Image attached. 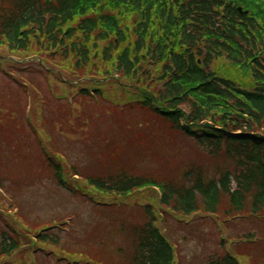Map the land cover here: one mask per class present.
<instances>
[{
    "label": "trees",
    "instance_id": "trees-1",
    "mask_svg": "<svg viewBox=\"0 0 264 264\" xmlns=\"http://www.w3.org/2000/svg\"><path fill=\"white\" fill-rule=\"evenodd\" d=\"M0 50V164L11 152L32 165L35 151L39 175L26 188L32 199L42 205L35 191L48 183L49 193L96 217L74 216L81 233L57 231L55 218L36 216L0 176L23 223L0 209V264H30L31 256L43 264L37 252L50 255L62 242L70 257L91 264H173L161 215L180 223L186 244L193 228L185 220L247 218L261 225L259 235L238 236L234 255L219 237L208 255L209 240L199 239L190 264L264 263V0H0ZM29 95L37 109L47 106L50 133L88 155L73 157L70 146L63 163L30 146ZM93 147L102 154L94 158L99 168L84 160ZM102 226L122 235L119 261L97 248L111 241H88Z\"/></svg>",
    "mask_w": 264,
    "mask_h": 264
},
{
    "label": "rangeland",
    "instance_id": "rangeland-1",
    "mask_svg": "<svg viewBox=\"0 0 264 264\" xmlns=\"http://www.w3.org/2000/svg\"><path fill=\"white\" fill-rule=\"evenodd\" d=\"M1 53H2V51L0 50V58L2 57ZM17 59H19V58H17ZM22 76L24 78H26L28 76V74L25 73ZM36 76L40 78V79L38 78V81L40 82L39 86L41 85L40 90L43 93V95L46 96L47 90H50L47 88L48 83L45 81V79L41 75H36ZM4 82H5V77L2 74H0V87L4 86ZM41 83L43 84L44 87L42 86ZM51 89H53V88H51ZM49 94H50V92H49ZM47 96H49V95L47 94ZM28 97H30V95ZM65 101H64V103H65ZM24 103H25V100L23 99L22 104L24 105ZM25 111H26V118L29 122V124H26L28 139L30 137L29 134L31 133L33 140H34L33 142L31 141V139L29 140L31 143L30 144L31 147H32L33 143L35 142L37 144L38 148L40 150L42 149V152H43V149L46 150L50 154H54L53 152H56L61 157L63 156V157H66L67 159L69 158L70 154H68L66 152V149H69L70 146H71L70 148L72 149L71 155L73 157L78 155V154L83 155V156L88 155V154L85 155L83 153L84 147L81 146L80 143L73 141V142H75V145L72 146L73 144H70V140H67L66 137H64L63 135H60L59 132H57L56 135H54V133H50V128L47 127L46 124L44 123L46 118H48V112H47L48 108L46 105L44 106V108H42L39 111L31 103V101L27 100ZM33 131L35 134L33 133ZM18 137L20 139H22L19 134H17L16 138L18 139ZM76 138H79V137L76 136ZM90 144H92V143H90ZM173 150H182V149L173 148ZM5 153H6V151H5ZM91 153H97V150L94 149V147H93ZM29 154L32 157H29L27 159H28V161H31L33 163L32 165L29 162L20 163L17 160H15L13 157L11 158V156L13 155V153H11V152H7L5 158H4V154H3L2 165L0 164V176L4 177V181L6 182L5 186L11 187L10 185L15 184V186L19 190L18 192H21V194L24 196V199L26 201H28L30 204L34 205V209H33L34 214L36 216L39 215L44 222H49L53 217L62 218V219L66 220L64 222L65 226H69L70 229L74 231V233L77 231L79 233H81L82 230L78 226V223H76V219L74 218V215H77V214L83 215V213H84V215H83L84 221L93 223V221H95L94 218H96V217L92 214L89 206L85 205L86 207L80 208V207H78L79 205L70 203L68 201L67 196L65 197L64 194H62V195L50 194L49 190H55V188L53 185L50 186L48 183H47L48 190L45 191V187L40 185L38 188H36L37 190L35 191V195L39 193V195L41 196V198L43 200L42 205H38L37 202L32 199L34 197L26 188L29 186V184H32L35 181L36 176L39 175V173H38L39 168L36 167V165H37V162H36L37 154H36V152L35 151H33L32 153L29 152ZM170 154L173 156L174 151L171 150ZM81 159H84V158H81ZM84 160L92 162L93 157L90 155V157H88V159H84ZM7 161H10V164L8 166H6ZM4 191L7 194V196L9 197V199H11L12 202L14 203L15 200L12 196V193L10 194L8 192L9 191L8 188H6V190H4ZM57 196H60V198H58ZM15 205L18 206L17 203ZM29 208L31 209V207H29ZM110 216L115 217V215L112 213H110ZM103 217H104V215H103ZM196 219L197 218L194 219L196 224H194V225L191 224L190 226H188V228L189 227L193 228L191 231H189V233L193 234L192 235V242H190V244L182 243L180 241V238H182L183 236L181 235V237H177L180 234H178L176 236V233L173 231H171V235L169 234V232H168L169 230H173V229L177 228L178 223L173 218H167V220L164 219L159 225V227H160V229H162V231H163L162 233L164 234L165 237L170 238V236H171L172 240L177 242L178 247L176 250V255L178 257V264H185L186 262H188V263L191 262V257L194 254V247L196 245V242L199 239H201L202 245L204 244V241L209 240V245L207 248H209L210 251H209L208 255L209 254L212 255L213 253L218 251L217 248L215 247V245H212V244L219 242L218 236L220 234H219L218 230H216V229H221V226H223L221 224V222L218 220L202 221L200 219H197V220ZM75 224H76V226H75ZM72 225H74V226H72ZM126 225L129 226L128 224H126ZM260 227H261V225H259V224L253 225V224L248 223V222L234 221V222H231V224L229 223L228 226L226 225V228L224 227L225 230H223L222 236L224 238H227V239H229L227 236L238 237V236L243 235L247 229H249V230L252 229L257 233V235H259L260 231H261ZM93 228L89 231L93 232ZM226 232H228V234ZM207 234L209 236H207ZM82 235L83 234H81L80 236H82ZM94 236L105 237V234L102 232H99L98 234L96 233ZM86 237H87V234H86ZM89 238L92 241L95 240V238L93 237V234ZM119 238H121V234L119 235V233H114L113 235H111V230H106V241L112 242V245H108L106 243L108 250L116 251V247H118L117 243L120 240ZM219 238H220V236H219ZM119 244L122 246L121 241L119 242ZM37 253L39 254L40 257H42L41 261L44 263L46 262V259L44 257L49 258L45 255L44 252L43 253L37 252ZM202 253H203L202 250L198 251L199 255H201ZM111 254H113V253H111ZM118 257L119 256L112 255L111 259H116L119 261V259H117ZM202 257L204 258V255ZM63 259L65 260V263H63V264H69L67 257H63ZM49 261H51L50 258L47 259V262H49ZM78 261L80 262L81 260H78ZM21 262H23V261H21ZM79 262H78V264H79ZM18 263H19V261L16 262V264H18ZM54 264H60V263L55 261Z\"/></svg>",
    "mask_w": 264,
    "mask_h": 264
}]
</instances>
